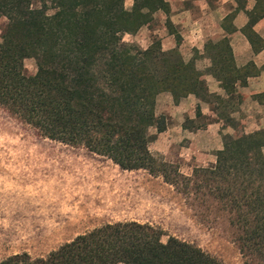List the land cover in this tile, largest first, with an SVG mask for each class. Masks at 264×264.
Masks as SVG:
<instances>
[{"label":"trees","instance_id":"1","mask_svg":"<svg viewBox=\"0 0 264 264\" xmlns=\"http://www.w3.org/2000/svg\"><path fill=\"white\" fill-rule=\"evenodd\" d=\"M158 11L169 14L164 0H132L130 9L124 0H0V18L9 21L0 40V108L39 136L83 147L122 170H144L175 187L184 182L207 215L230 228L245 264H264V131L245 134L229 120L235 132L222 136L215 163L189 177L149 150L156 138L151 129H165V118L155 115L160 93L175 103L190 94L211 97L194 61L184 62L177 49L163 51L155 37L147 48L123 41L151 26ZM254 21L243 28L252 45L259 41ZM218 39L207 44L209 72L233 95L251 71L236 69L227 40ZM29 57L33 75L24 68ZM162 235L148 223H106L44 257L22 252L0 264H221L175 237L163 242Z\"/></svg>","mask_w":264,"mask_h":264},{"label":"rangeland","instance_id":"2","mask_svg":"<svg viewBox=\"0 0 264 264\" xmlns=\"http://www.w3.org/2000/svg\"><path fill=\"white\" fill-rule=\"evenodd\" d=\"M8 23L0 18V40ZM23 63L33 75L35 60ZM171 165L191 176L182 161ZM130 221L157 228L163 242L193 244L221 264H245L230 228L207 215L184 182L175 187L147 172H122L83 147L39 136L0 108V258L44 257L103 224Z\"/></svg>","mask_w":264,"mask_h":264},{"label":"crops","instance_id":"3","mask_svg":"<svg viewBox=\"0 0 264 264\" xmlns=\"http://www.w3.org/2000/svg\"><path fill=\"white\" fill-rule=\"evenodd\" d=\"M164 1L169 6V14L156 12L152 23L155 28L145 26L134 36L125 35L126 41L147 48L155 37L163 51L177 49L184 62L194 61L211 97L201 100L190 94L175 103L170 93H160L155 102V115L165 118V129L162 132H157L155 127L151 129L156 138L149 150L170 164L175 158L186 169L205 168L215 163L216 154L222 150V136L234 134L229 120L238 123L245 134L264 131V14L256 17L257 11H264V0ZM124 6L130 9L132 0H124ZM251 19L255 20L252 30L259 38L254 45L243 32ZM167 21L180 37L178 43ZM216 38L227 40L236 69L251 71L244 85H234L233 95H227L209 72L212 61L207 44L217 42ZM262 153L264 156V148Z\"/></svg>","mask_w":264,"mask_h":264}]
</instances>
